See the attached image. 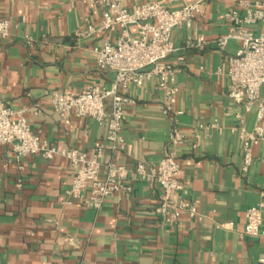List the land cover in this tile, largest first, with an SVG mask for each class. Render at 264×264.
Wrapping results in <instances>:
<instances>
[{
	"label": "crops",
	"instance_id": "crops-1",
	"mask_svg": "<svg viewBox=\"0 0 264 264\" xmlns=\"http://www.w3.org/2000/svg\"><path fill=\"white\" fill-rule=\"evenodd\" d=\"M123 1L134 7L151 0ZM238 1L208 0L192 28L175 29L180 49L169 58L179 87L174 108L166 110L156 77L132 83L122 130L126 146L112 148L105 124L92 117L64 123L51 96L89 83L110 86L115 72L98 66L94 47L107 36L114 40L119 30L77 35L86 21L98 19L83 0H0V17L12 22L10 36L0 37V100L28 116L33 130L58 147L91 149L102 142V174L108 162L134 167L139 159L158 162L175 150L182 163L181 197L197 209L168 220L156 210L158 183L131 175L130 189L108 196L100 207L87 205L69 190L72 168L65 156L17 159L5 145L0 264H264V209L263 232L243 231L246 209L264 199V141L253 146L245 169L244 142L234 129L241 116L254 129L258 105L236 102L226 72L218 70L239 46L236 39L224 49L217 44L229 30L225 12ZM201 33L206 43L196 45ZM260 93L264 100V85ZM106 108L111 110L110 100ZM174 128L182 138L178 143L171 139Z\"/></svg>",
	"mask_w": 264,
	"mask_h": 264
},
{
	"label": "built area",
	"instance_id": "built-area-1",
	"mask_svg": "<svg viewBox=\"0 0 264 264\" xmlns=\"http://www.w3.org/2000/svg\"><path fill=\"white\" fill-rule=\"evenodd\" d=\"M208 0H151L128 7L123 0H83L97 21H86L77 35L106 33L118 29L117 37H106L102 45L94 47L99 67L115 72L110 86L89 83L83 90L57 89L51 103L60 119L68 124L74 117H92L108 127L107 139L112 148H125L122 136L125 108L133 102L128 95L132 83L142 85L156 77L158 86L167 96L166 110L174 108L179 87L176 83L177 70L170 55L180 47L174 41V31L180 27L192 28L195 20L204 14ZM229 30L217 39L219 48H226L230 39L239 42L237 50L228 54L224 66L229 79V95L236 102L247 106L257 103L254 129L246 127L241 116L240 130L244 142L245 165L251 164L253 146L264 141V100L261 87L264 85V0H239L225 12ZM261 23L259 31L254 25ZM12 22L9 17H0V37L8 38ZM135 27L133 31L132 28ZM206 43L204 34L197 36L196 45ZM187 45H195L188 40ZM111 110L107 111V101ZM37 112V111H36ZM181 113V110H175ZM171 139L181 141L177 129ZM10 146L17 159L41 154L47 159L65 156L72 168L69 190L84 204L100 207L105 199L124 188L128 176L155 180L160 188V203L157 212L168 220L178 217L182 211L197 213L196 206L181 197L184 183L180 179L182 163L175 150H170L158 161L139 159L134 167L124 162H108L106 173H101L103 143L97 141L91 149L77 146L58 147L43 138L32 128V122L23 112H18L4 100H0V150ZM264 199L246 209L244 233L260 235L263 223ZM264 262V256L260 257Z\"/></svg>",
	"mask_w": 264,
	"mask_h": 264
}]
</instances>
